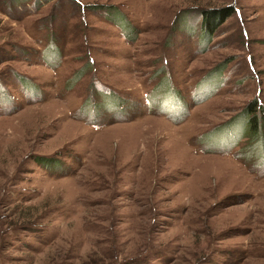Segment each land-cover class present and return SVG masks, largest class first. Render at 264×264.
<instances>
[{"label": "rangeland", "instance_id": "374dc122", "mask_svg": "<svg viewBox=\"0 0 264 264\" xmlns=\"http://www.w3.org/2000/svg\"><path fill=\"white\" fill-rule=\"evenodd\" d=\"M254 100L264 0H0L1 264H264Z\"/></svg>", "mask_w": 264, "mask_h": 264}, {"label": "trees", "instance_id": "16d2710c", "mask_svg": "<svg viewBox=\"0 0 264 264\" xmlns=\"http://www.w3.org/2000/svg\"><path fill=\"white\" fill-rule=\"evenodd\" d=\"M40 1V0H38ZM47 1V0H45ZM39 4V2H38ZM234 13V10L230 7L222 8V9H211V10H203L201 12V27L203 34L206 35H211L228 17H230ZM222 68L219 67V69ZM221 71V70H220ZM218 71V72H220ZM82 70H80V73L78 75H82ZM217 72V73H218ZM216 73V72H215ZM170 90L166 91V94H170ZM257 104V100L253 101L250 103L247 108L244 110V114H240V116L235 117L232 119L227 125L228 127L224 126L225 129L227 130L235 126H239L240 123L247 125L249 130H252L253 133L259 132L260 126L264 123V119H261L260 116H257L255 114V106ZM260 109V107L258 106ZM236 122H239L238 124H234ZM262 122V124H261ZM36 163L39 165H44V166H49L51 164H54L56 166L59 165V163L51 158L48 157H35ZM53 162V163H52ZM0 226L4 227L3 229H0V264H1V259H5V255L3 254V251L6 249V246L8 245L9 247H12V244H8V237L15 235L14 239L16 237H20L18 233H24V232H30L34 233L37 232L36 225L38 224L37 219L34 221H29L32 219L31 216H26L24 220L22 218H14L12 219H7V218H0ZM20 239V238H19ZM147 256L142 255V256H137L136 258H128L125 260H122V264H136L140 261V263L145 262ZM12 260H6L7 264H10ZM5 262V261H4ZM2 262V264H4ZM21 263V261H19ZM15 263H18L15 261Z\"/></svg>", "mask_w": 264, "mask_h": 264}]
</instances>
